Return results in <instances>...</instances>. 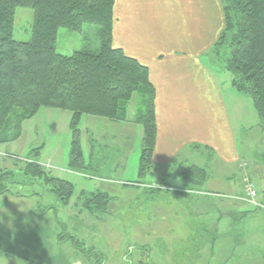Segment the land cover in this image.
Here are the masks:
<instances>
[{"label": "rangeland", "instance_id": "1", "mask_svg": "<svg viewBox=\"0 0 264 264\" xmlns=\"http://www.w3.org/2000/svg\"><path fill=\"white\" fill-rule=\"evenodd\" d=\"M33 20L31 9L17 10L14 33L17 41H29ZM97 31L95 26H86L85 39L75 32L60 31L59 53L70 55L83 49L97 50ZM212 62L218 70L220 84L231 86L233 76L230 72L217 63L215 56ZM239 98L236 134L243 138L239 149L251 152L249 156L252 160L244 154V162H248L251 169L257 162L254 160L258 159L257 155L262 157L264 152V128L252 99L248 96ZM144 100L143 95L136 94L128 105L127 119L133 117L134 122L130 124L136 127V136L132 132L129 135L128 128L131 126L117 125L113 122L116 120L82 117L78 130L85 170L71 167L74 136L71 129L72 115L68 111L43 108L33 118L23 121L22 135L18 140L0 144V168L13 174L5 184L11 193L0 196V264H18L15 252L23 255L29 264H223L227 257L232 259H228L225 264H244L241 259L244 254L251 260L245 264H264V232L263 236H253V231L247 234L244 232V221L237 222L242 223L243 228L234 230L233 235L244 232V245L249 250H239L233 255L223 252L227 240L231 238L222 232V226L228 223V218L221 213L223 209L231 213L233 208L239 207L241 202L235 203L230 197L238 194L241 187L236 183L237 180H233L231 185L226 183L233 173L229 172L221 158H209L207 155L210 154L204 151V154L188 157V167L195 164L203 168L210 178L199 188L198 193V189L193 188L191 193L187 191L191 187L183 188L186 181L181 174H168V168H163L167 172L163 174L157 171L158 166H154L155 175L157 172L155 177H141L144 136L141 134L143 127L135 122L140 110L143 113L147 111ZM88 136L90 139L95 136L99 145L93 144ZM38 148L39 156L33 152ZM26 162H38L49 176L70 183L73 186L70 201L67 204L63 200L59 201V187L45 182L38 175L26 176ZM170 170L177 173L178 166L173 165ZM231 171L238 173V170ZM251 177L259 185L253 186L259 195L254 200L263 204L264 181L260 182L261 177L252 172ZM159 189L160 192L157 191ZM208 191L211 192L204 193ZM98 192L109 195L111 199L106 210L94 205L89 206V209L81 208L83 202L87 203L88 198ZM157 192L161 194L156 195ZM176 192L190 194L185 202L192 205L187 206L184 200H177L174 197ZM35 194L40 196L39 221L36 219L37 214H30L35 211L32 208L34 200L15 197ZM204 197L211 198L212 202L204 203ZM192 200H199L200 203ZM249 200L252 202L247 199V203ZM244 206L237 209L238 214L251 210L248 220H258L249 223L256 224L253 229L262 231L264 205L260 209L252 208L251 203ZM216 208L218 210L213 211ZM12 217L13 220L9 221ZM217 218L224 220L218 222L222 224L220 229L218 225L215 227ZM204 221L209 224L204 228L210 234L204 230L207 233L196 236L194 228L203 226ZM209 237L217 241L214 248L207 244L212 242H208ZM246 237L249 238L248 242ZM234 239L239 246L240 238ZM208 249L210 252L206 253ZM82 251L86 252L87 258ZM215 254L217 256L212 258Z\"/></svg>", "mask_w": 264, "mask_h": 264}, {"label": "trees", "instance_id": "2", "mask_svg": "<svg viewBox=\"0 0 264 264\" xmlns=\"http://www.w3.org/2000/svg\"><path fill=\"white\" fill-rule=\"evenodd\" d=\"M220 2L225 29L215 46V59L233 76L232 87L240 95L252 99L264 128V0ZM115 4L116 0H0V144L18 140L22 135L23 121L33 118L43 108L68 111L72 115L74 136L71 167L85 170L78 130L82 117L124 122L129 103L136 94H141L147 111L140 110L135 122L144 129L140 174L142 178L153 174L157 138L155 89L149 69L114 46ZM19 8L31 9L34 13L31 37L26 42L14 38ZM86 26L98 29V49H83L70 55L59 53V32H75L85 39ZM33 152L39 156V150ZM25 167L26 176L35 174L59 187V201L66 204L70 201L73 193L70 183L49 176L37 162H26ZM170 167L168 174H181L190 184L191 188L187 190L190 192L194 189L200 192L199 188L209 178L208 173L198 166H180L177 173ZM12 175V172L0 168V196L11 193L5 184ZM158 192L156 195L161 194ZM189 195L176 192L174 197L186 204ZM204 198V203L212 201ZM110 201L109 195L98 192L81 207L87 209L94 205L106 210ZM190 205L192 203L187 206ZM205 224L194 228L196 236L208 232ZM208 242L215 245L217 241L209 237ZM82 253L86 257V252ZM14 255L28 263L23 255L17 252Z\"/></svg>", "mask_w": 264, "mask_h": 264}, {"label": "crops", "instance_id": "3", "mask_svg": "<svg viewBox=\"0 0 264 264\" xmlns=\"http://www.w3.org/2000/svg\"><path fill=\"white\" fill-rule=\"evenodd\" d=\"M114 15V46L149 69L150 81L155 89L157 138L153 167L158 166L157 171L165 174L167 172L163 171V168L167 169L169 166L175 165L178 169L180 166L188 167L190 165L188 157L192 155L207 152L210 155H205L209 158L211 156L221 158L229 172L233 173L226 183L231 185L233 180H237L236 183L241 187L240 192L238 194L234 192L230 199L241 204L239 203L238 208H233L231 213L228 209H223L221 215L228 218V223L222 226L218 222L224 220L217 218L215 227L218 225L220 229L222 226L223 234L231 238L227 240L230 242L228 244L226 242L223 252L232 255L239 250L247 252L249 249L244 245V232L248 234L249 231H253V236L256 234L263 236L264 229L262 231L253 229L256 224L249 222L258 219L248 220L251 210H244L240 215L237 209L242 208V205H245V208L250 203L252 208L262 204L258 200H251L253 202L249 200L247 203L249 198L243 195L246 183L253 186L257 184L251 177V172L261 177L260 182L264 181V152L262 157L257 155L258 159H254L257 162L252 170L250 164L244 162V154L250 160L252 158L248 149L245 151L239 149V145L242 147L243 138L236 134L237 104L242 95L238 94L232 85L222 86L218 70L213 66L215 46L225 29L222 3L220 0H116ZM131 121L134 122V119L129 116L126 122H113L117 125L131 126L128 128L129 135L132 132L133 136H136L137 130L130 124ZM141 134L144 136L143 129ZM88 138L90 139V136ZM90 141L99 145L95 136H92ZM36 150H39L40 155V148L33 151ZM231 170H238V173ZM154 172L153 168V174L148 176L155 177L157 172L156 175ZM189 186L190 184L185 182L183 188ZM35 195L15 197L34 200L35 205H32V208L34 207L35 211L30 214L33 216L37 214L36 219L39 221L40 196ZM209 200L211 201V198ZM11 220L13 217L9 221ZM243 221L244 232L233 235L234 230L238 228L242 230V223L237 222ZM235 237L240 238L239 246L236 245L238 241L234 239ZM246 239L248 242L249 238ZM210 247L214 248V245ZM209 252L210 249L206 251ZM216 256L217 254L212 258ZM16 258L18 264H22L23 261L17 256ZM228 259L232 257H227ZM241 259L244 264L251 261L245 254Z\"/></svg>", "mask_w": 264, "mask_h": 264}, {"label": "built area", "instance_id": "4", "mask_svg": "<svg viewBox=\"0 0 264 264\" xmlns=\"http://www.w3.org/2000/svg\"><path fill=\"white\" fill-rule=\"evenodd\" d=\"M245 195H247L246 197H248L251 200H254V199H256L258 197L257 191H256L255 187H253V185L251 183H246Z\"/></svg>", "mask_w": 264, "mask_h": 264}]
</instances>
